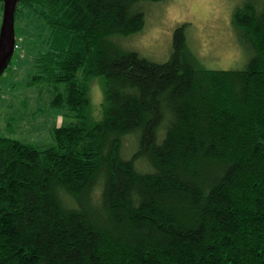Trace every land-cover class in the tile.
<instances>
[{
  "label": "trees",
  "instance_id": "1",
  "mask_svg": "<svg viewBox=\"0 0 264 264\" xmlns=\"http://www.w3.org/2000/svg\"><path fill=\"white\" fill-rule=\"evenodd\" d=\"M152 1H18L47 32L29 84L78 119L46 146L0 133V264H264V0L234 9L240 69L204 66L188 22L163 62L125 47Z\"/></svg>",
  "mask_w": 264,
  "mask_h": 264
},
{
  "label": "rangeland",
  "instance_id": "2",
  "mask_svg": "<svg viewBox=\"0 0 264 264\" xmlns=\"http://www.w3.org/2000/svg\"><path fill=\"white\" fill-rule=\"evenodd\" d=\"M243 0H163L144 2L145 25L142 31L125 37L122 43L140 55L163 62L172 51L173 31L188 22V42L207 68H243L249 59L232 23L234 9ZM4 3V2H3ZM0 3V26L3 17ZM35 16L16 20V47L19 54L0 79V133L35 145L46 146L54 141L56 126L77 121L74 112L51 104L55 92L46 83L30 85L35 73L34 59L45 47L47 32ZM104 79L90 81L92 122L102 118ZM134 136L125 139L124 154L134 148Z\"/></svg>",
  "mask_w": 264,
  "mask_h": 264
},
{
  "label": "water",
  "instance_id": "3",
  "mask_svg": "<svg viewBox=\"0 0 264 264\" xmlns=\"http://www.w3.org/2000/svg\"><path fill=\"white\" fill-rule=\"evenodd\" d=\"M19 0H4L0 26V73L8 65L16 48L15 13Z\"/></svg>",
  "mask_w": 264,
  "mask_h": 264
}]
</instances>
